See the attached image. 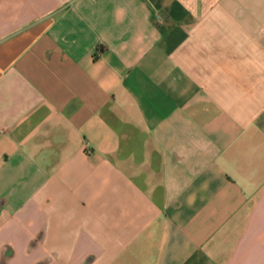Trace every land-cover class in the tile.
I'll use <instances>...</instances> for the list:
<instances>
[{
  "label": "crops",
  "instance_id": "0c3cea01",
  "mask_svg": "<svg viewBox=\"0 0 264 264\" xmlns=\"http://www.w3.org/2000/svg\"><path fill=\"white\" fill-rule=\"evenodd\" d=\"M0 264H264V0H0Z\"/></svg>",
  "mask_w": 264,
  "mask_h": 264
}]
</instances>
